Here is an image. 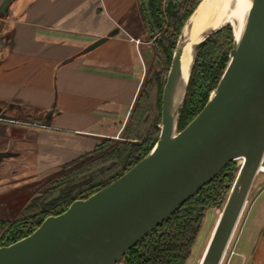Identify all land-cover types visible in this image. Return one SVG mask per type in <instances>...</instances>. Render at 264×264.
Wrapping results in <instances>:
<instances>
[{
	"label": "water",
	"instance_id": "95a60500",
	"mask_svg": "<svg viewBox=\"0 0 264 264\" xmlns=\"http://www.w3.org/2000/svg\"><path fill=\"white\" fill-rule=\"evenodd\" d=\"M12 1L3 3L4 14ZM202 1L186 21L174 50L162 96V130L152 150L109 185L45 219L29 236L0 247V264L119 263L230 162L242 159L199 264L222 263L264 162V0H252L238 38L231 23H221L226 0H219L209 24L193 40L187 38V30L192 29ZM225 26H231L234 35L226 70L203 110L180 131L179 112L197 56ZM117 32L98 39L86 51ZM184 65L190 66V73L176 106Z\"/></svg>",
	"mask_w": 264,
	"mask_h": 264
},
{
	"label": "crops",
	"instance_id": "0c3cea01",
	"mask_svg": "<svg viewBox=\"0 0 264 264\" xmlns=\"http://www.w3.org/2000/svg\"><path fill=\"white\" fill-rule=\"evenodd\" d=\"M5 1L0 0V105L4 112L13 114L18 107L34 104L46 120L33 121L43 125L36 126L41 132L84 135L89 140L121 136L148 69L139 52L136 39L140 37L126 23L137 0H14L4 14ZM139 18L144 30L140 11ZM115 29L119 32L107 42L86 51ZM92 148L67 139L59 152L49 150L48 165L39 162L42 154L37 155L39 173L57 171L60 164ZM263 200L264 176L254 183L248 201L249 212L253 204L262 206L256 214L263 218L259 238L264 202H258Z\"/></svg>",
	"mask_w": 264,
	"mask_h": 264
},
{
	"label": "trees",
	"instance_id": "16d2710c",
	"mask_svg": "<svg viewBox=\"0 0 264 264\" xmlns=\"http://www.w3.org/2000/svg\"><path fill=\"white\" fill-rule=\"evenodd\" d=\"M201 0H137L144 32L153 40L156 66L146 72L123 140L98 146L95 152L73 161L72 171L62 175L61 196L43 205L33 202L31 228L3 243L9 246L32 234L48 216L64 213L78 199H87L109 185L152 150L159 139L162 124V96L182 29ZM234 46L231 26H225L203 46L195 61L184 103L179 112L178 130H183L205 107L226 70ZM156 60V61H157ZM113 140V139H112ZM109 141V140H108ZM237 162H230L208 185L181 209L134 246L122 259L123 264H188L202 229L206 211L215 203ZM83 179V181H79ZM235 179V178H234ZM0 224H4L0 221ZM1 229V228H0ZM264 235V228H263Z\"/></svg>",
	"mask_w": 264,
	"mask_h": 264
},
{
	"label": "rangeland",
	"instance_id": "374dc122",
	"mask_svg": "<svg viewBox=\"0 0 264 264\" xmlns=\"http://www.w3.org/2000/svg\"><path fill=\"white\" fill-rule=\"evenodd\" d=\"M139 11V6L135 5L127 14L126 23L129 25L128 29L133 32V34L136 33L137 36L139 35L140 37L136 40H140L139 52L146 62L148 71L149 69H152L153 66H156V63L158 62L156 59L157 53H155L153 40H150V37L144 33L143 28L139 27ZM139 29L141 30L139 31ZM52 102H54V100ZM16 109L17 111L13 112V115L10 117L26 120L27 122L46 121L44 116H42V113L37 114V112L41 111L37 105L25 104L23 107H18ZM73 136L74 135L71 134L64 136L63 133H59L58 131L47 132L44 130L41 132L34 125L16 126L7 123H0V156H2L1 153H3V150L6 148L14 149V151H8V155L0 157V184L1 182H6L3 184L8 188L0 192V208H2V212H8L9 217H14L16 213L19 212L20 208L23 207L24 203L30 198V195L41 189L49 179L60 174V171H53L46 175L45 173H39L41 170L39 169L40 166L37 165V155L42 154L43 157L39 158V162L42 165H48L50 163L48 162L50 161V156L46 155L50 153L49 150L51 152H59L58 148L63 147L65 140L67 139H69V143L71 140H75V142L78 141V143L82 142L85 146L88 144L93 147L92 149H94L97 144H99L98 146L101 145L102 147H108L113 144L111 141L115 140L106 138H92L89 140V138L84 135ZM124 138L125 136L123 133L116 138V140L119 141ZM236 162L237 170L239 172L241 165L239 161ZM233 172L231 178V180H233L227 182L218 199L206 211L204 219L205 223L202 225V229L193 247L188 264L200 263L204 250L211 239L214 227L218 224L217 222L220 214L222 213V210L225 209V204L238 175V172L236 175L235 171ZM262 176H264V172H259L255 183ZM250 199H252V196ZM263 202L264 200L258 203ZM259 206L261 205L259 204L255 206V204H253L249 212V203L247 202L221 264H264V236L262 235L261 238H259V235H261L259 234L261 231L260 223L263 218L261 213L260 215H256Z\"/></svg>",
	"mask_w": 264,
	"mask_h": 264
},
{
	"label": "flooded vegetation",
	"instance_id": "af4514ba",
	"mask_svg": "<svg viewBox=\"0 0 264 264\" xmlns=\"http://www.w3.org/2000/svg\"><path fill=\"white\" fill-rule=\"evenodd\" d=\"M11 115H13V114H11V112H9V111L4 112V109H2V106L0 105V123H7V124L16 125V126H18V125H34V126L42 127V126L38 125L37 122H33V121L27 122L26 120H21L19 118L10 117ZM44 127L48 128L49 126H44ZM103 138L116 140V138H109V137H103ZM98 145L99 144H97L94 149L88 151V153L86 152V153H84V154H82L76 158L70 159V160L60 164L57 168V171H60V174L55 176L52 179H49L48 182L45 183L41 189H39L37 192L30 195V198L27 200L26 203H24L23 207L20 208L19 212L16 213V215L14 217H9V213L8 212H2L1 211L2 208H0V221L4 223L2 225L0 224V228H1L0 229V247H5V246H1V245L3 243H6L9 240L13 239L14 237H17L22 232H27L30 230V228H31V214L29 216H26L25 211L28 208H31V204H33V202H36V200L38 202H41L43 205H47V204L51 203L54 199L56 200L57 198H59L62 194L61 185L64 182L62 179V175L64 173H66L67 171H70V170L72 171V168L74 167V166H69V165L73 161L79 160V159L83 158L84 156H86V155L88 156V154L95 152V150H97V148H98ZM10 150L14 151V149H12V148H6L5 150H3L4 152L1 153L2 156H0V157H3L4 155H8V151H10ZM32 158H34V157H32ZM9 166H12V165H9ZM3 168H7V167H3ZM9 168H12V167H9ZM3 171H6V170H3ZM11 171H15V170H11ZM16 171H19V170H16ZM79 181L81 182V181H83V179H80ZM3 183H6V182H3ZM3 183L1 182V184H0V192L8 189L7 186ZM78 200H80V199H78ZM50 216H57V215H50ZM50 216H48V218ZM120 264H123V263L120 262Z\"/></svg>",
	"mask_w": 264,
	"mask_h": 264
},
{
	"label": "bare ground",
	"instance_id": "6f19581e",
	"mask_svg": "<svg viewBox=\"0 0 264 264\" xmlns=\"http://www.w3.org/2000/svg\"><path fill=\"white\" fill-rule=\"evenodd\" d=\"M218 4H219V0H203L202 1V3L200 4V7L198 8L196 15L193 17L192 29L187 30V38H191L194 40L196 35L209 24L210 16L213 14ZM251 4H252V0H226L221 5L222 11L224 12L221 23L222 24L231 23L233 25L235 35L237 38L240 36L243 26L245 25V21H246L249 9L251 7ZM189 73H190V66L184 65L183 66V79H182V82L179 83L180 85H178L176 92H175V99H176L175 105L176 106L180 104L183 98L185 86L189 78ZM239 162H240V165H242L243 163L242 159L239 160Z\"/></svg>",
	"mask_w": 264,
	"mask_h": 264
},
{
	"label": "built area",
	"instance_id": "2783aa9c",
	"mask_svg": "<svg viewBox=\"0 0 264 264\" xmlns=\"http://www.w3.org/2000/svg\"><path fill=\"white\" fill-rule=\"evenodd\" d=\"M137 42L139 43V41H138V40H137ZM259 172H264V162L262 163V165H261V168H260ZM116 264H120V262H119V263H116Z\"/></svg>",
	"mask_w": 264,
	"mask_h": 264
}]
</instances>
